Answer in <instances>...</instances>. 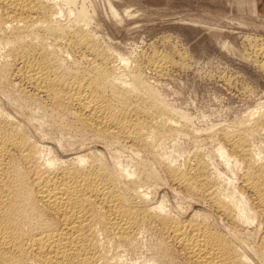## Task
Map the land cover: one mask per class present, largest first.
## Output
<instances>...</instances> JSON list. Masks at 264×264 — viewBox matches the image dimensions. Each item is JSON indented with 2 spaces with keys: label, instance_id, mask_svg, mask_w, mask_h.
Listing matches in <instances>:
<instances>
[{
  "label": "bare ground",
  "instance_id": "1",
  "mask_svg": "<svg viewBox=\"0 0 264 264\" xmlns=\"http://www.w3.org/2000/svg\"><path fill=\"white\" fill-rule=\"evenodd\" d=\"M72 2L0 0V81H10L14 91L18 86L21 96L45 100L42 106L58 117L56 128L73 116L94 143L72 148L70 142L69 149L64 136L61 142L47 136L51 132L36 131L34 115L21 112L22 98L0 88V264H121L115 248L131 247L147 228L161 235L159 254H178L183 264H264V159L250 143L251 136L264 134V106L220 134L216 153L226 169L239 168L236 180L223 181L203 155L177 164L162 148L183 137L189 120L138 72L128 71L126 60L99 46L84 8L74 15L70 8L74 18L62 21ZM62 5H67L64 16ZM111 14L117 15L112 9ZM251 57L262 58L256 62L264 70V47ZM166 59L158 54L149 60L157 74L165 71ZM107 139L125 144L136 157H154L164 177L206 205L223 226L200 210L183 218L166 208L164 198L152 204L147 190L161 179L152 170L156 163L150 168L151 162L137 159L138 169L131 170L129 161L123 165L117 157L121 152L108 151ZM246 227L255 231L253 237L242 233ZM158 258L152 255L146 264H158Z\"/></svg>",
  "mask_w": 264,
  "mask_h": 264
},
{
  "label": "rangeland",
  "instance_id": "2",
  "mask_svg": "<svg viewBox=\"0 0 264 264\" xmlns=\"http://www.w3.org/2000/svg\"><path fill=\"white\" fill-rule=\"evenodd\" d=\"M70 1H73L70 7L62 5V9L65 11L63 16L68 12V14L63 17L64 19L62 18V21L67 22L68 19L71 20L74 18V16H70L69 10L72 9L74 15L79 8H84L90 15V20L92 19L91 21L89 20L88 29L90 28L89 31L96 36L99 46L107 52H114L117 60L121 57L126 60L128 71L134 70L136 73L138 72L143 77L144 81L146 83L148 82L147 84L156 90L167 105L183 113L189 120L188 123L190 124H188L187 132L183 134V137L181 135L178 139H171V142L168 140L169 142H165V145H163L162 149L164 151L162 150V152H160H166L165 154L169 152L171 158L180 165L188 159H194L193 157L195 154H199L200 156L203 155L202 157L208 161V168L210 166V171L216 169L220 173H223V175L221 174L223 181L227 179L236 180L239 174V168L237 166H232L226 169V167L221 164V159L218 158L216 147H219L218 143H221V141L219 142L220 134L224 129H228L227 126H229V128L234 125L237 126V124L246 119L251 112H255L259 107L264 106V70L258 66L262 58L255 59L251 57L255 48L264 47V14H260L256 10L255 5L257 6L256 1L258 0ZM111 9L116 12L117 15L115 17L111 14ZM68 15L71 18H69ZM59 50L60 52L62 50V53H64L63 48L60 47ZM158 54L165 59L167 58L166 62L167 60L169 61L166 64L167 67L165 65V71L160 75L157 74L150 65V61L157 57ZM117 55L119 57H117ZM150 57L152 58L150 59ZM256 60L259 62H256ZM2 61V57H0V64ZM5 82L7 81H0V88L2 87L1 89H3L1 92H3L4 95L11 93V96L17 98L20 96V99L22 98V100H19L22 107L21 112H23L22 110H26L24 114L26 118H31L34 115L31 120L33 119L32 122L34 127L38 126L37 128L35 127L36 131L39 129L43 131L42 129H44V134L46 131L48 133L51 132L50 134L46 133V135L48 134L47 136L53 135L54 139L57 141L61 140V142L64 139L62 143H65L67 145L65 146L69 149L70 142L73 143L71 144L72 148L80 147L83 141L86 145L92 142L88 135L89 132L85 129V131L80 129L79 122L73 116H66V118H64L65 121H63L62 124L59 123L56 128L57 125L55 124L58 123V117H56L57 115H55L54 112H50L51 110L48 109L46 111V108H44L46 106L45 100L39 99V97L33 94L27 95V98L26 95L21 96L18 86H15V90L17 91H14V83H12L13 88H11V82ZM15 92H18V94ZM0 94L2 95V93ZM27 94H29V92ZM28 98L31 99L28 100ZM42 101H44V103ZM38 102L39 104L37 105L39 106L35 104ZM31 103L35 104L34 107H32L33 105ZM44 104L45 106H42ZM30 106L32 109H30ZM36 106L41 110H36ZM25 107L29 108V110L27 108L25 109ZM43 110L50 114L48 115L45 112L46 117H44ZM39 111H43V115H40L39 113L41 112ZM27 114H29V116ZM47 116H49L50 119L56 118V120H50ZM40 118L42 119L40 120ZM76 121L77 124L75 123ZM41 123H45L44 125L47 124V126H42ZM60 124L63 125L62 128L64 132ZM65 124L68 127L64 126ZM40 125L42 128H40ZM74 126L76 127L74 128ZM34 127L31 129L32 133H34ZM80 135L83 140L80 138ZM63 136L64 138L61 139ZM68 138H73V140H69ZM67 139L69 141H67ZM89 140L91 142H89ZM107 140L105 142V144L107 143L106 146H108V142L111 143L109 145L110 147H107L111 149L107 150L109 152L113 150L114 153L112 154L123 153H120L122 156L120 154V156L118 154H115V156L118 155L117 157L120 158L119 160L122 161V164L129 161L126 165L129 169L131 168V170H133V168L138 169L137 164L142 160L143 162L145 161V163L151 162L149 165L150 168L153 165L152 163H156L152 166L154 167L152 170H154L155 173L157 172L156 174L159 176L158 179L161 178L162 180L159 179L160 181L158 182L160 183H157V185H159L158 188L157 185H155L151 187L152 189H146L148 191L147 194H150L149 196L151 199L149 201H151L152 204L164 198L163 201L166 208L171 209V211L175 213L178 212L177 214H180L183 218L191 215L192 211L195 209L203 213L206 212L205 215L208 214L207 216H209L210 222L212 219H216V221L214 220L212 222L217 226H223L220 222V218L209 208L207 209L206 205L202 202L199 203V201L195 202L197 199L193 197L192 201L190 198L191 196H185V192H182V189V191H180L179 188L172 184L169 178L164 177L167 176V174L165 171H161L163 168L157 165L154 157H148L144 154L136 157L125 144L117 143V141L114 140L110 142L111 139ZM76 141L80 143L78 144ZM115 143L116 145L112 148ZM250 143L252 151L254 150L253 153L260 154V158L262 156L264 159V134H262L260 138L258 136H251ZM92 144L94 143L92 142L91 145ZM121 146H123L122 148L124 150ZM105 153L108 157L106 151ZM142 155L145 157V160ZM128 157H132V160L135 158L136 163L133 161L132 165V160ZM147 157L150 160L146 159ZM137 159H141L140 162ZM123 165H125V163ZM140 170L142 171L143 169L141 168L138 171L141 172ZM155 187L156 189H154ZM172 187L175 188V191ZM143 190H145V188ZM150 190L153 191L151 192ZM149 196L148 199L150 198ZM172 206L175 207V209ZM188 210L191 211L189 212ZM246 229L247 231L249 229L250 232L248 231V233L251 235L247 233ZM147 230L150 232H146V230L142 232L138 237L140 239L132 243L131 247L130 245H120L119 251L118 248H115L117 254L121 255V258L123 257V260L120 258L121 264H146V261L148 258L150 259L152 255L153 257L157 256V258L159 256L158 259L161 258L158 260V264L184 263L183 258L173 252L169 253L170 256L167 255L168 257H163L164 255L161 256V254H159L160 251H158L160 250L159 244L161 243V235L157 230L152 229L153 232L149 228H147ZM241 231L249 238L253 237L255 233L253 229L247 227L242 228ZM122 246L123 249L121 250ZM123 250L126 251L124 252ZM116 252H114V255H117L115 254ZM172 253L173 257L171 255ZM176 255L179 257V260ZM164 258L167 259L165 260Z\"/></svg>",
  "mask_w": 264,
  "mask_h": 264
},
{
  "label": "crops",
  "instance_id": "3",
  "mask_svg": "<svg viewBox=\"0 0 264 264\" xmlns=\"http://www.w3.org/2000/svg\"><path fill=\"white\" fill-rule=\"evenodd\" d=\"M256 2L257 6L255 5V7L257 12H259L260 14H264V0H258Z\"/></svg>",
  "mask_w": 264,
  "mask_h": 264
}]
</instances>
